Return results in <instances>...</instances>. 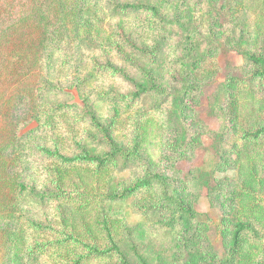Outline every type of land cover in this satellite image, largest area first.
I'll return each instance as SVG.
<instances>
[{"label": "rangeland", "instance_id": "374dc122", "mask_svg": "<svg viewBox=\"0 0 264 264\" xmlns=\"http://www.w3.org/2000/svg\"><path fill=\"white\" fill-rule=\"evenodd\" d=\"M251 56L264 0H0V264H264Z\"/></svg>", "mask_w": 264, "mask_h": 264}, {"label": "trees", "instance_id": "16d2710c", "mask_svg": "<svg viewBox=\"0 0 264 264\" xmlns=\"http://www.w3.org/2000/svg\"><path fill=\"white\" fill-rule=\"evenodd\" d=\"M136 5H132V6H130V7H128V8H134ZM17 26H19V27H22V25L21 24H13V25H11V27H9V28H11V29H9V33L7 34V32L6 31H4V30H2L1 31V33H3V35L5 36L6 35V37H9L10 36V34H12V32H10V31H12L15 27H17ZM9 40V39H8ZM27 48H29V47H27ZM29 50L30 49H26V53H25V58L26 57H29ZM252 60H254L255 62H257L259 65H261V67L263 68L262 70L264 71V58L263 57H257V56H251L250 57ZM264 132V128L263 129H258V130H256L254 133H252L251 134V136H258L259 134H261V133H263ZM118 150V152H123V153H126V154H131V153H127V151H123V150H120V149H117ZM117 150H115V152H117ZM120 150V151H119ZM50 154H56V155H58L59 157H61V158H63L64 160H70V159H67L66 157H64L63 155H60L59 153H51L50 152ZM133 154L135 155V156H137L138 154H137V152H133ZM114 155V152L112 153V154H109V155H106L105 157H103V158H91V157H87V159H90V160H99L100 162H104V161H106V160H109L112 156ZM113 158V157H112ZM152 182V179H149V180H145L144 182H140V183H138V184H136L134 187H132L131 189H130V191H134V190H136L137 188H140L141 186H144V185H147V184H149V183H151ZM10 192V191H9ZM5 193V192H3V191H0V194H1V197H2V199H1V201H0V209H1V212H0V218H6L7 216L10 218V215L11 214H15V213H13L12 211H10V212H8L7 214H6V211H7V209H9L11 206H14L15 205V203H12L13 201H14V199H15V197L17 196H20V194L21 193H23V190L22 189H12L11 190V192L10 193ZM13 200V201H12ZM246 228H248V226L247 225H244V224H240L239 225V228H238V230L235 232V235H234V243H235V245H237L238 246V244H239V240H240V233L242 232V231H244ZM96 252L97 253H103V251H98V250H96ZM123 261L125 262V264H130L129 262H127L124 258H123ZM142 264H146V263H142Z\"/></svg>", "mask_w": 264, "mask_h": 264}]
</instances>
